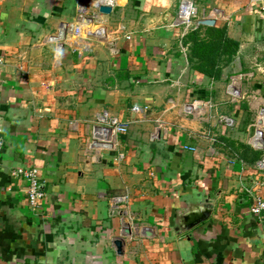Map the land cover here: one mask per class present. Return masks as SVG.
Wrapping results in <instances>:
<instances>
[{
	"label": "crops",
	"instance_id": "obj_1",
	"mask_svg": "<svg viewBox=\"0 0 264 264\" xmlns=\"http://www.w3.org/2000/svg\"><path fill=\"white\" fill-rule=\"evenodd\" d=\"M178 1L118 0L106 19L115 25L122 14L129 39L114 40L113 51L90 38L58 52L47 38L73 20L75 0H0V264H264V215L250 213L253 198L244 190L261 180L249 160L252 112L227 93L230 77L242 73V91L264 97V74L252 62L264 53V15L251 0H195L220 10L212 26H225L238 42L213 79L190 67L178 29L166 27ZM90 30L103 34L97 25ZM193 99L210 100V113L227 112L238 127L186 115L181 106ZM133 103L148 105V118L118 136V150L103 154L105 162H88L82 121L99 109L128 118ZM208 128L225 146L205 138ZM31 166L43 192L36 209L26 182L12 173ZM188 186L215 206L208 220L175 235L169 213ZM120 192L129 195L138 224L131 238L121 236L123 214L107 204ZM143 227L153 236H142ZM118 237L121 254L113 246Z\"/></svg>",
	"mask_w": 264,
	"mask_h": 264
},
{
	"label": "built area",
	"instance_id": "obj_2",
	"mask_svg": "<svg viewBox=\"0 0 264 264\" xmlns=\"http://www.w3.org/2000/svg\"><path fill=\"white\" fill-rule=\"evenodd\" d=\"M254 9L258 13L264 15V0H251ZM100 6H108L111 8L109 14H104L99 11ZM118 8V0H75L74 17L69 23H66V28L62 32L60 29L57 33L50 35L47 39L55 41L56 45H69L75 48L83 45L87 39H95L99 42L106 43L108 41L119 40L121 38L129 39L131 30L128 29L124 17L121 14L116 24H111L106 17L115 13ZM221 12L216 8H207L199 5L195 0H179L176 11L172 18L168 21L166 27L170 30L178 29V47L185 58L188 55V44L184 42L185 36L191 31H199L203 25L199 22L205 19H216L220 17ZM91 25H97L103 30V34L99 36L90 30ZM86 27V29H84ZM62 35V38H60ZM56 38V40H53ZM3 65V60L0 57V67ZM262 74L264 67L259 64L254 65ZM21 72L25 70L21 65L18 67ZM245 74H233L227 84V93L231 102H239L243 99L248 102L251 108L252 117L248 125L251 130L247 137V143L253 150L259 151V157L253 161L252 168L261 175L260 181H254L252 186L244 188L245 192L253 198L249 206V211L253 215H264V192L261 193L256 187H264V97L255 91L247 93L242 91L241 84ZM175 102V106H176ZM214 105L210 100L193 99L181 106L182 111L186 115H193L200 122L211 124L214 122L223 128L234 130L238 127V121L227 112L210 113L209 109ZM129 116L125 119H120L112 114L107 109H99L95 111L91 117L85 119L83 124L88 126L89 133L84 141L83 154L86 158L92 155H100L109 151L116 152L119 147L118 136L126 133L135 122L146 120L150 113L148 105L131 104L129 107ZM156 129L163 126L160 118H155ZM78 121L70 122V125L77 126ZM211 143H219L225 146V143L217 138L208 128L203 133ZM2 137L0 135V145ZM119 159L123 157L122 153H117ZM12 173L23 179L26 182V199L28 205L32 209L38 208L43 192L39 188V174L35 167L17 168ZM129 195L125 192L110 195L107 197L108 208L111 211L122 212L123 226H128L131 236L138 231V224L134 223L131 213L128 211ZM147 228V227H143Z\"/></svg>",
	"mask_w": 264,
	"mask_h": 264
},
{
	"label": "water",
	"instance_id": "obj_3",
	"mask_svg": "<svg viewBox=\"0 0 264 264\" xmlns=\"http://www.w3.org/2000/svg\"><path fill=\"white\" fill-rule=\"evenodd\" d=\"M111 8L108 6H100L99 11L104 14H109ZM204 26H212L215 23L214 19H205L199 22ZM66 24H63L60 29L62 32L65 30ZM62 38V35L61 37ZM105 44L110 50H114L115 41H108ZM62 45H59L57 51L60 52ZM105 162L100 155H92L88 158V162ZM176 203L171 207L169 217H168V226L174 232L175 235H180L182 233L192 230L194 227L208 220L212 215L215 202L214 200L202 193L201 191H196L193 187H186L185 189L178 192L176 197ZM118 214L122 215V212ZM130 234L128 226H124L121 232V236H126ZM142 236L152 237L153 232L150 228H143L140 231ZM113 246L115 251L118 254L122 253L123 240L118 237L113 240Z\"/></svg>",
	"mask_w": 264,
	"mask_h": 264
},
{
	"label": "trees",
	"instance_id": "obj_4",
	"mask_svg": "<svg viewBox=\"0 0 264 264\" xmlns=\"http://www.w3.org/2000/svg\"><path fill=\"white\" fill-rule=\"evenodd\" d=\"M202 27L205 29L204 33L191 31L185 36L184 42L188 44V63L194 70L217 79L222 66L229 64L235 56L238 42L227 36L225 26ZM248 145L247 148L250 146ZM246 146L239 145L243 151H246ZM231 148L234 149V146ZM259 154V151L251 150L249 160L255 161Z\"/></svg>",
	"mask_w": 264,
	"mask_h": 264
},
{
	"label": "rangeland",
	"instance_id": "obj_5",
	"mask_svg": "<svg viewBox=\"0 0 264 264\" xmlns=\"http://www.w3.org/2000/svg\"><path fill=\"white\" fill-rule=\"evenodd\" d=\"M254 54V53H253ZM253 59V58H252ZM252 62H256L257 64H259L262 68L264 67V53L262 54V58L258 59V58H254L252 60ZM256 68V67H255ZM244 100V99H243Z\"/></svg>",
	"mask_w": 264,
	"mask_h": 264
}]
</instances>
